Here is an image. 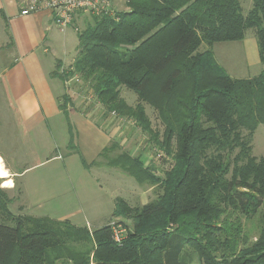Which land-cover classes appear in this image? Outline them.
Instances as JSON below:
<instances>
[{
	"label": "trees",
	"instance_id": "1",
	"mask_svg": "<svg viewBox=\"0 0 264 264\" xmlns=\"http://www.w3.org/2000/svg\"><path fill=\"white\" fill-rule=\"evenodd\" d=\"M125 5L78 32L71 67L53 75L63 82L77 76L104 109L135 122L163 165L170 161L159 173L157 162L144 165L141 155L108 158L114 144L100 154L108 167L150 186L154 198L136 207L115 199L112 218L131 223L116 244L109 224L89 231L15 216L0 188V264H186V248L198 264H264V158L251 153L264 125V0H252L245 15L239 0ZM248 29L262 70L233 79L211 48L243 40ZM121 87L135 94L134 105ZM69 100L64 95L59 106L65 116ZM248 223L257 225L253 236Z\"/></svg>",
	"mask_w": 264,
	"mask_h": 264
},
{
	"label": "crops",
	"instance_id": "2",
	"mask_svg": "<svg viewBox=\"0 0 264 264\" xmlns=\"http://www.w3.org/2000/svg\"><path fill=\"white\" fill-rule=\"evenodd\" d=\"M126 1L121 0L122 7L118 8L120 3L110 0L113 11H127ZM23 7L24 0H0V94H6L9 97L12 109L16 111L14 114L18 116L10 119L0 117L2 150L0 163L11 182L10 186L3 187L9 192L12 191L16 177L24 178L33 169L49 162L65 160L67 170H71L69 165H74L77 158L81 164V178L90 176L88 170L92 165L100 168L99 171L106 168L120 171L119 168L105 166L107 160L105 164L101 163L100 158L103 157L100 154L114 144L117 149L109 152V154L112 152L115 154L109 156L110 158L121 152L137 156L131 149H126L120 146L121 143L114 141L116 136L127 131L121 130L122 126H116L114 118L96 100L87 85L74 81V76L63 82L58 76L53 75V73H64L71 67L78 49L77 33L90 25L95 17L78 13L67 28L61 29L54 26L50 11L21 15ZM70 29L75 32V42L73 34L69 32ZM58 34H62L63 37L59 39ZM238 42L237 48L243 52L247 64L252 66L260 63L256 40L248 41L244 36V39ZM59 44L62 45V52L59 50ZM69 48L71 50H68ZM82 89L87 91V96L82 94ZM64 95L70 99V102L66 103V116L59 107ZM79 96H82L80 101ZM73 98L75 102L72 101ZM56 134L61 141L60 145L65 147L67 153L55 150ZM124 139L126 140L125 137ZM71 140L73 149L69 148ZM48 143L52 146L51 153L47 150ZM121 147L125 151H122ZM138 155H141L144 165H147V155L143 152H139ZM87 156L91 157L90 163L84 160ZM16 167L19 169H15ZM83 167L86 169H82ZM79 182H82V179ZM31 187L37 190L38 197L43 195L44 200L46 194L55 192L54 190L46 192L45 188L39 191L36 184ZM27 190V187L18 190L19 196L16 202L20 201L23 209L18 207L16 212L11 210L12 214L44 218L28 213L34 206H39L42 200H27ZM117 193L112 195L113 208L115 199L119 198L116 196ZM78 198L82 199L80 196L76 197L77 200ZM124 201L130 206L128 201ZM73 214H67L59 219ZM88 230L91 231V229Z\"/></svg>",
	"mask_w": 264,
	"mask_h": 264
},
{
	"label": "rangeland",
	"instance_id": "3",
	"mask_svg": "<svg viewBox=\"0 0 264 264\" xmlns=\"http://www.w3.org/2000/svg\"><path fill=\"white\" fill-rule=\"evenodd\" d=\"M114 1H118L120 3V7L118 8L122 7L121 0ZM239 2L241 5L242 13L244 15L247 14V12L251 9L252 0H239ZM93 20H95V18L91 20L92 22L90 23V25L93 24ZM69 32L73 34V40L75 42L74 30L70 29ZM62 37V34H58L59 39ZM245 38L248 41L253 39L255 42V30H246ZM238 45V41L215 43L211 49L215 54L217 62L221 66H223V68L231 78L251 79L257 77L262 70V65L260 63L252 66L247 64L244 59L243 52L237 48ZM206 48L207 46L205 44H202L199 50L204 51ZM59 50L60 52H62L63 50L61 44H59ZM68 50H71V48H69ZM82 92L84 96L88 95L87 91H83V89ZM120 95L129 105L135 104L136 96L132 91L121 87ZM75 98L72 99L73 102H75ZM81 98L82 96H79L78 100L80 101ZM146 109L148 111V115L151 117L153 127H159L157 121L154 119L155 113L151 112L152 109L150 107H147ZM14 112L16 111H13L9 97L6 94L1 93L0 117L3 119L17 118L18 116H16ZM119 117L127 121L126 117ZM119 126H122L121 130L127 131V133L118 135L114 139V141L121 143L120 146L126 147V149H131L132 153L135 152L136 155H138L139 152L142 153L145 150V155H147L148 157L146 163L149 164L150 161H156L159 173H161L162 169H166L169 166L168 164L170 163V161L163 165L162 159L160 160V162L156 151L152 150L150 146H147V136L141 132L136 124H119L118 127ZM124 137L126 138V140L124 139ZM58 138L59 136L56 134L55 150L67 153L65 147H62L60 145L61 141ZM48 145L49 149L47 150H50L51 153L52 146H50V143H48ZM122 147V151H125ZM251 149V153L254 157L264 158V125L258 126L256 131L254 132L251 142ZM1 151L2 150L0 146V152ZM114 155V152L110 154L108 152L106 156L109 158V156ZM40 160H42V157H40ZM84 160L87 163H90L91 157L87 156ZM98 160L99 159H97L96 161ZM100 160L101 163L105 164L104 162L106 161V159L104 157L100 158ZM69 167L71 168V170H67V162H65V160L49 162L43 166H39L33 169L30 174L25 175L24 178L16 177L14 179V189L10 192L2 186L3 181L0 179V188L5 191V193L11 200L10 204L8 205L10 211L12 210L16 212L18 210V207H20L21 210L23 209V207L20 206V201L16 202V199L19 196L17 192L19 189L21 190L23 189V187H27V200H42L39 206H34L32 211H28L29 214H34V216L38 217H47L59 222H67L68 224L79 228L87 227L91 230H95L96 228L102 227L107 223L109 224L112 222L119 223L124 227L126 226L127 228H129L131 226L130 221H123L120 219L112 218L111 213L113 211V193L118 192L116 196L128 201L131 207L141 206L142 204H145L154 198L150 186L146 184L141 186L138 185L132 177L126 175L121 170L120 171L122 173L119 170L116 171V169L114 168H106L105 170L99 171L100 168L92 165L91 169L88 170L90 176L88 178H81V164L78 158L76 159V163L74 165H69ZM15 169L19 168L16 167ZM82 169L86 168L83 167ZM80 179H82V182H79ZM33 184L38 185L39 191L41 188H45L46 192H51L53 190L55 192L48 193L49 195L46 194V199L44 200L43 195L38 197L37 190L31 187L33 186ZM77 196H80L82 199L78 198L77 200ZM71 213L74 214L72 216H67L61 220L59 219L62 216ZM256 222L257 218L256 221H253V224H255ZM253 224H247V230H249L251 236L256 234L257 225H255L254 228ZM182 256H184V261L186 264H198L197 256L189 249H184L182 251Z\"/></svg>",
	"mask_w": 264,
	"mask_h": 264
},
{
	"label": "built area",
	"instance_id": "4",
	"mask_svg": "<svg viewBox=\"0 0 264 264\" xmlns=\"http://www.w3.org/2000/svg\"><path fill=\"white\" fill-rule=\"evenodd\" d=\"M37 11H50L53 17L54 26L64 29L67 28L78 13H85L93 17L111 16L113 9L110 0H24V7L21 15H28ZM74 81L78 82L77 76ZM114 118L116 126L119 124H135L131 119L127 121L119 117L115 112H109ZM159 157L160 155L157 154ZM112 232L113 241L120 244L126 235V228L119 223H109Z\"/></svg>",
	"mask_w": 264,
	"mask_h": 264
},
{
	"label": "bare ground",
	"instance_id": "5",
	"mask_svg": "<svg viewBox=\"0 0 264 264\" xmlns=\"http://www.w3.org/2000/svg\"><path fill=\"white\" fill-rule=\"evenodd\" d=\"M0 179H4L2 186L8 187L11 185V182L8 179V174L4 171L1 163H0Z\"/></svg>",
	"mask_w": 264,
	"mask_h": 264
}]
</instances>
